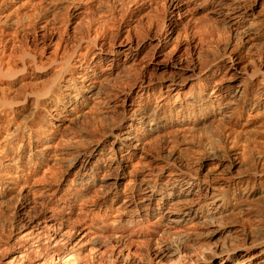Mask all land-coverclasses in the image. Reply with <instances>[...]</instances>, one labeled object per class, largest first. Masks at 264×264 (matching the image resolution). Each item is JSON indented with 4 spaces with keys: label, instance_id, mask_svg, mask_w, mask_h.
I'll use <instances>...</instances> for the list:
<instances>
[{
    "label": "bare ground",
    "instance_id": "1",
    "mask_svg": "<svg viewBox=\"0 0 264 264\" xmlns=\"http://www.w3.org/2000/svg\"><path fill=\"white\" fill-rule=\"evenodd\" d=\"M32 6V17L18 41L0 30V79L21 74L17 91L0 87V208L5 197L15 199L12 216L0 219L1 229H9L6 240L0 239V264H96L92 253L81 256L78 242L71 245L73 230L64 231L63 224L71 214L83 212L88 190L106 187L99 178L103 170L114 174L115 181L94 206H102L107 216L115 213L110 222L118 234L110 251L116 257L126 249L121 239L130 234L127 228L145 229L154 218L160 228L147 264H264V152L246 158L244 148L237 147L243 136L234 127L248 121L245 111L264 108V0H70L60 19L41 2ZM94 7L103 10L97 20L77 36L68 33L71 18L85 16ZM197 8L218 17L224 36L209 59L198 40L178 42L181 30L175 40L171 38ZM146 9L158 13L156 22H149V32L156 33L136 39L132 31L143 25L140 14ZM258 38L257 57L242 65ZM153 40L154 68L162 74L156 78L142 70L126 74ZM54 64L58 66H46ZM46 67L50 69L42 83L26 81L30 71ZM119 81L128 88L138 86L141 96L163 95L162 100L151 105L145 96L128 114ZM119 101L122 108L113 110L108 122L95 132L81 128L85 144L66 152L65 171L78 166L81 174L63 194L57 195L60 186L55 194L47 186L21 187L41 167V157L58 161L52 143L54 135L63 137L57 130L61 121L78 122L83 107ZM213 120L218 127L212 142L195 156L175 151L176 140L169 136L159 141L152 137L166 129L195 131ZM152 153L160 157L159 163L148 158ZM132 157L139 160L134 163ZM212 160L228 172L236 166L246 170L235 180L225 177L224 184L202 195L200 189L211 179L200 169ZM128 167V180L121 185ZM250 180L260 186L250 188ZM31 201L54 202L58 225L52 227L46 216L37 220L26 214ZM64 210L65 215L59 214ZM242 210L248 225L236 230L239 238L199 243L195 225L211 227L207 238L227 236L232 228L221 224L223 218ZM129 255L128 249L125 259Z\"/></svg>",
    "mask_w": 264,
    "mask_h": 264
},
{
    "label": "rangeland",
    "instance_id": "2",
    "mask_svg": "<svg viewBox=\"0 0 264 264\" xmlns=\"http://www.w3.org/2000/svg\"><path fill=\"white\" fill-rule=\"evenodd\" d=\"M24 1L26 0H0V21H5L0 25V30H2L3 33H7V38H15L17 41L20 39L22 35L20 31L21 28H23V26H25L28 20L32 17V9L35 6H32L33 2H41L43 8L46 11L60 19L65 16V6L70 0H31L29 3L22 4ZM111 1L120 0H110V2ZM102 11H99L94 7L85 16H79L78 14L74 15L67 25L69 27L67 28L68 33L75 34L77 36L86 28L88 23L96 21L98 15L102 14ZM140 16L143 25L140 27H135V32L132 31L134 33V37L136 39H142L147 38L148 35H150L149 37L154 36L156 33L155 31L149 32V22H156L158 17L157 11L153 9H146L141 12ZM218 21L219 19L216 15L210 14L206 10L197 8L196 11H191L190 14L185 17L181 26L179 27V30L173 33L171 38L172 40H175L178 32L181 30L177 39L178 42L180 44H188L192 41V39L198 40V44L206 49V57L209 59L212 56L211 49H213V46L221 43L224 40V36L222 35V32H220L221 26ZM73 28L75 29L72 30ZM154 42L155 41L153 40L141 51L138 58L139 60H137L134 65H131L128 69H126V74L135 75L138 74L140 70L144 71L147 75H152L154 78L159 77L162 74V70L154 68L155 64L152 59V47H154ZM259 43L260 39L258 38L255 40V44L250 46L249 50L247 51L248 57L242 58V65L247 63L251 58L257 57L260 49ZM124 58V55L120 56L121 60ZM46 66H58V64ZM49 69L50 67H46L40 70L30 71L27 74L28 78L26 81H29V83L33 85L42 83L47 78V72ZM20 77L21 74H17L13 78L0 79V87H3L4 90L8 91H17V89H19V84L16 83V80H18ZM255 77H257L256 74L253 76V79ZM219 78L220 75L215 77V79ZM118 87L120 89L122 98L125 99L124 107L127 109L128 114H131L130 112L137 109L138 101H144L146 98L145 96H148L147 101L151 103V105L161 101L163 97V95H155L154 97H150L146 93L141 96L140 94L142 91H140L138 86L128 88L124 82L120 81L118 82ZM113 104L114 103H110L109 105H98L94 108L83 107V109L80 110L81 116L78 122H69L67 120L61 121L62 124L57 128V130L63 137L60 139L58 137L59 135H54L55 137L52 143L53 149L56 150L58 161L54 162L50 158H45V156L41 157L43 160L41 167L39 165L34 176L30 177L25 183H21L23 184L21 187L33 186L34 189H38L41 186H47V188L50 187L51 191L54 192L53 194H55L57 186H60V192L57 195L63 194V190L66 189L67 184L71 181H74L81 174V171L78 170V166L65 171L64 158L67 156L66 152L76 145L85 144L81 128H85L89 132H95L98 128L102 127L106 122H108L110 116L115 115L113 110H120L122 108L121 101L116 102L115 105ZM111 110L113 112H110ZM243 116L248 121L244 124H238L234 127L236 132L243 136V138H240L238 141L237 147L242 146L244 148L245 157L247 158V156L252 152H264V108H260L258 111L252 110L250 113H246L245 111ZM235 120L236 119H232V123H234ZM238 120L241 121V118L239 117ZM242 122H244V120H242ZM217 127V122L213 120V122L208 127H201L195 131L177 133L166 129L160 132L157 136H155V134L152 137L159 141L164 139L165 136H169L171 139L176 140V145L174 147L175 151L181 155L195 156L200 151H202L204 147L207 148L209 146V143L212 142L214 137L212 133L216 131ZM0 140H2V138H0ZM148 158H150V160L154 163H159L158 161L160 157L158 158L154 153H152V155H150ZM103 159L107 160V156L103 157ZM131 160L136 163L139 159L138 157H132ZM147 160L149 159H146L145 161ZM33 162L35 161L33 160L32 163ZM127 163L128 162H125V164ZM245 167L246 166H236L231 168V170L228 172L225 170L223 165H218L215 160L206 162L200 169V174L208 175L211 180L208 185H203L199 192L202 193V195H209L213 191V188L216 185H219L218 183L224 184V181L226 180L225 177L229 176V179H237L240 174L244 173V170H246ZM128 170L129 167L126 170V173L123 175L124 178L121 177V185L126 183L128 180ZM45 172H47V175L44 177ZM51 172L52 174L50 175L49 173ZM99 178H104L106 187H102V189L95 187L88 190L86 192L87 197L85 204L81 207L83 208V212L71 214L68 221L64 222L63 224L64 231L68 230L69 228L73 230L70 238L71 245L78 242L76 247L79 248L81 256L92 253L95 255V259H97L96 264L98 262L100 264H147L146 260L147 257H149L151 248L153 249L154 247L155 238L160 228L159 225L155 224V219L152 218L146 223L145 229L131 230L130 228H127L128 230L126 234L129 232L130 234L121 239V242L126 244V249L123 251V254L120 257H116L115 251H110V243H114L115 240L114 234H118V232H116V230L113 228V224L110 222L115 213H113L111 216H107V214L103 212V208L101 209L102 206H94L97 200H101V192L105 188L108 189V187H110L115 181V175L111 173L109 174L108 172L106 173V171L103 170L99 173ZM259 186L260 185L258 183H254L252 180H250V188H258ZM47 196L51 197L52 195H45V197ZM14 200V196L5 197L2 199L3 202L1 203L0 208V219L3 217L9 218L12 216L13 212H11L10 209L11 205L14 203ZM45 205L31 201L27 208V212L25 213L35 216L37 220H42L43 217L46 216L50 218L49 224H51L52 227L57 226L59 223L57 217L59 212L57 205L52 201L46 202ZM246 205H248V203H246ZM98 207H100L101 210ZM53 212L54 214H52ZM66 212L67 211L64 210V212H60L59 214L65 215ZM245 213L246 212L242 210L241 212L228 214L223 218L221 224L232 228L228 233L229 235L227 234V236L215 235L211 238H207L205 233L211 230V227L206 224L195 225V231L199 235V243H214L224 238H239V233L236 232V230L248 225V220H246L247 216ZM6 230L7 231H5L4 228L2 230L0 226L1 240H6L9 229L6 228ZM96 241H98L100 245H97ZM128 249L130 251V255L127 260L125 259L124 255ZM149 264H154V262Z\"/></svg>",
    "mask_w": 264,
    "mask_h": 264
}]
</instances>
